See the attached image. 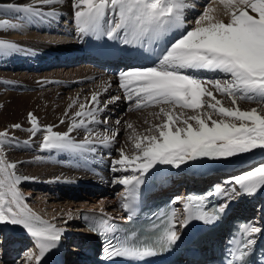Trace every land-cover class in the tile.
Wrapping results in <instances>:
<instances>
[{
    "label": "snow or ice",
    "instance_id": "obj_1",
    "mask_svg": "<svg viewBox=\"0 0 264 264\" xmlns=\"http://www.w3.org/2000/svg\"><path fill=\"white\" fill-rule=\"evenodd\" d=\"M213 2L215 0H209V3ZM58 3L60 0H34L36 6L0 3V11L24 13L40 20L55 19L54 10L43 9ZM220 3L224 5V14L229 17L227 22L218 19L212 14L215 10L206 5L195 18V27L171 42L155 65L119 73L121 88L129 99L133 94L137 97L138 106L145 102L148 106H172L170 111L160 108L165 120L155 126L157 134L138 138L134 143L135 153L131 156L120 149V158L113 162V172L129 173L114 181L126 189V194H121V207L129 212V221L136 213L140 186L145 184L150 170L157 165L179 169L201 159L216 161L254 151L264 152V0H220ZM72 7L74 24L82 36L106 37L127 46L144 47L146 43L155 44L173 30L184 27L187 22L185 12L194 5L188 0H74ZM18 27L8 20H0V32ZM22 52L27 54L31 49L0 39V53ZM205 72L221 76L201 75ZM217 93L229 98L233 106H224ZM238 100L257 103L260 108L241 110ZM91 103L96 105L95 110L85 113L84 105H81L76 116H87L89 124L100 123L96 120L99 111L96 95L92 96ZM177 108L182 111L177 113ZM185 110L193 114L188 115ZM29 119L33 124L30 132H46L42 150L77 154L96 152L87 137L83 143L71 137L74 129L85 126L83 118L63 133L54 132L52 126L41 129L31 113ZM13 128L21 129L22 126L15 124ZM117 134L113 133V136ZM14 143L15 137H10L7 131L0 132V225H19L26 229L34 237L39 255L34 257L32 250H28L25 256L29 261L35 258L36 264H40L46 253L58 247L64 230L41 220L28 207L19 186L29 178L18 175L17 164L8 162L3 154L7 146ZM107 143L109 141H101L102 145ZM230 181L245 194H256L264 189V162L232 176ZM215 191L219 189L207 195L211 197ZM205 207L189 197L185 204L188 216L181 227L191 220L214 225L226 214L228 203L225 201L212 212L206 211ZM168 215V223L150 238L138 239V232L133 231L117 243L109 240L104 248L106 258H124L141 264L146 258L171 250L180 236L175 209ZM110 220L102 219L91 230L100 235H115L120 229ZM37 224L41 226L37 227ZM159 228V224L154 225L151 231L156 232ZM241 229V237L233 242L235 246L230 250L229 264H251L249 257L254 247L258 240L264 239V225L248 223L241 225Z\"/></svg>",
    "mask_w": 264,
    "mask_h": 264
},
{
    "label": "rangeland",
    "instance_id": "obj_2",
    "mask_svg": "<svg viewBox=\"0 0 264 264\" xmlns=\"http://www.w3.org/2000/svg\"><path fill=\"white\" fill-rule=\"evenodd\" d=\"M188 2L192 5H194L193 8H189L185 12L186 16V24L183 29L186 31L187 29L194 28V20L195 18L202 13L205 10V6H209L210 8L214 9V14L218 19L224 20L225 22L228 21V16L225 15V9L224 5L220 3V0H215L213 3H209V0H188ZM109 19H112V17H109ZM13 24H17L19 27L15 30V34L17 37L13 39L17 42H31L35 41L41 44L45 45H54L59 46L61 48L66 49H83L82 46H84L85 43V36L83 37L77 30L74 21L62 19L59 22H53L48 25L44 26H38V25H32L30 23H23L21 21H18L16 19H10L8 20ZM27 24V25H26ZM54 24V25H53ZM84 41H83V40ZM84 42V43H83ZM64 59V58H63ZM62 65V64H61ZM80 65H83L81 63H77V65L73 66L70 65H57L60 66L54 68L53 70H66L68 71L70 68L73 67H79ZM86 65V64H85ZM90 66V65H86ZM1 69V68H0ZM0 70V73L5 74H23L28 73V71H12L9 69H2ZM46 71H38V72H30L33 75H42L45 74ZM107 75V74H105ZM207 77V76H206ZM220 75H212L210 78H219ZM99 80V79H97ZM4 83H1V88L3 91H1L0 98L1 100H6L7 97H9V94L15 93L19 97L21 95H28V100L24 103V107L19 114L14 111L11 113L10 111H6V106L2 108L0 105V112L3 114L4 122H0V132H8V135L10 137L16 138V143L13 145L20 146L23 145L26 147L27 145L30 146V144L36 143L38 144L37 148L34 150V148L30 149H22V150H16L15 152H12L8 157H6L8 162L16 163L18 156H24L26 157V160H30L29 158H48L49 159V165H41L38 166L34 164L33 162H28L27 164H19L22 169L19 171L16 169V172L18 175L21 176H29L31 178H35L36 180L29 179L22 181L21 185L19 186L26 197L27 205L31 209V211L39 216L41 220L45 222H51L56 224L59 227H63L65 229H81L82 224L81 221H79V215L78 212L80 208H77V204H86L88 207L86 210L91 209L94 206H97L96 202L99 200V198H108V199H116L118 194H120L124 188L123 185L114 182L118 178L122 176H116L113 178V181L111 183V187H113V192L111 193H103V195H97V194H86L84 191V196L76 195L73 192L64 191L60 189L63 188V185L61 182H72L74 180L73 176L74 174H69L66 172H62L59 168V165L56 164V160L53 159V157L56 155L55 152L50 153L48 150H43V153L41 149V143L43 140V135L46 134V132H37L33 134L29 131V129L33 128V124L29 119V113L33 114L37 118V123L41 129H46L48 126H52L54 132H67L69 131L70 127L73 123H78L80 119H85L86 124L84 127H77L71 132V137L78 143H83L85 141V138H92L94 141L101 142L102 140L109 141V144L112 142H115V139L117 140L116 148L123 149L124 152L127 153V155L131 156L135 153L134 149V143L137 141L138 138H141L146 135H154L157 134L155 132V126L162 124L165 120V117L160 113V108L163 107L165 111L172 110L171 105H159V106H150L147 108L148 104L145 102L143 105L138 106L136 103L137 97L133 94L132 98L128 101L127 105L129 106L128 110L131 109L130 113L131 116L128 118V121L124 122L122 125V131L116 132L113 127L110 125V121L112 118L111 114L102 115L97 112L96 114V120L100 121V123H87V116L85 117H77L76 113L81 111V105H84L83 111L85 113H88L89 111L95 110L96 105H93L91 103L92 96L96 95L98 97L99 102V110L102 107V103L99 101L98 92L95 90H98L97 87L95 89L93 87L88 88L84 94H80L81 91H78L79 89H82L84 87V83H72L70 86L65 87L61 91H55L51 88H55L57 86L63 85V84H51V82H37V87H26V85H23L24 83L20 82L21 84H10L8 85V80L3 79ZM12 81V80H10ZM120 81V79H119ZM117 82L120 86V82ZM13 82V81H12ZM93 86L95 85L96 80H90L88 81ZM44 83V84H43ZM50 85H48V84ZM87 83V82H86ZM87 83V84H89ZM39 84H42L39 86ZM16 87H15V86ZM210 87V86H209ZM17 96V97H18ZM113 96V95H112ZM109 96L108 98L112 97ZM3 97V98H2ZM107 98V99H108ZM217 98L221 99L223 101L224 106L226 107H232L231 101L226 96H221L217 93ZM207 99V98H205ZM15 100V99H14ZM106 100V99H105ZM238 105L241 108V110H251L252 108H260V105L254 102H249L246 100H238ZM147 104V105H146ZM133 107V108H132ZM21 108V107H20ZM10 109H17L11 105ZM158 110L157 112H153L152 110ZM127 110V109H125ZM124 112L122 113H126ZM177 113L182 111L181 109L177 108L175 109ZM188 115H191L190 111H187ZM128 114V113H127ZM214 119H219L218 116H213ZM130 119V120H129ZM63 121V123H61ZM194 123V122H193ZM20 124L22 126L21 129H14L13 125ZM128 125H131V127H128ZM63 129V130H62ZM149 129H152V131H149ZM108 130V131H107ZM113 133H118L117 135L113 136ZM105 136V137H104ZM97 137V138H94ZM100 140V141H99ZM25 141L28 143L25 144ZM108 145V143L106 144ZM9 148V147H8ZM7 149V148H6ZM50 153V154H49ZM5 154V152L3 153ZM81 154V153H80ZM112 152L108 153L107 155L110 157L112 156ZM117 153V155H119ZM77 156H81L76 153ZM116 155V154H115ZM116 155V156H117ZM82 157V156H81ZM245 157H243L244 159ZM53 161V162H52ZM51 162V163H50ZM264 162V155L260 156L258 158H254L250 161L249 165L247 167H243V170L253 168L254 166L261 164ZM251 164V165H250ZM42 168L45 172H49L50 170L57 169L58 172L50 175L48 173H38V168ZM45 167V168H44ZM27 168V169H26ZM105 171L108 170V168H104ZM242 170V169H239ZM32 173H31V172ZM38 175H32L37 174ZM81 173V172H79ZM25 174V175H24ZM129 174V173H127ZM126 175V174H124ZM183 176V174L181 175ZM219 175L216 176L218 178ZM216 178L215 181L216 182ZM59 179V180H58ZM50 181V182H49ZM174 181H177V187L182 189V178H176ZM40 182V183H39ZM46 182V183H44ZM56 183V184H55ZM115 183V185H114ZM47 184H51L53 186V189H50ZM119 184V185H118ZM117 185V187H115ZM55 186V187H54ZM61 186V187H59ZM115 187V188H114ZM176 187V188H177ZM177 188V189H178ZM66 189V188H65ZM176 189V190H177ZM97 195V196H96ZM121 197V196H120ZM119 209L121 208V202L122 197L119 198ZM96 209V208H95ZM93 210V209H91ZM67 213H65V212ZM84 211V210H82ZM81 211V212H82ZM70 222V223H68ZM80 223V224H79ZM69 226V227H67ZM7 231L13 230L15 233L22 235L26 231L21 229L20 226H16L19 228H16L14 225H9ZM15 227V228H13ZM6 228V225H0V236L4 229ZM10 236H12V233H9ZM23 236V235H22ZM20 239V243L22 247L16 251V257L11 260L8 263L10 264H34L35 258H33L31 261L27 260L25 253L28 250H32L34 257L37 256V248L35 247L32 240L29 238H16V241ZM72 243H69V246ZM72 246V245H71ZM24 250V251H23ZM74 250H68V260L69 256H72L74 254ZM2 262V261H1ZM0 262V263H1Z\"/></svg>",
    "mask_w": 264,
    "mask_h": 264
},
{
    "label": "bare ground",
    "instance_id": "obj_3",
    "mask_svg": "<svg viewBox=\"0 0 264 264\" xmlns=\"http://www.w3.org/2000/svg\"><path fill=\"white\" fill-rule=\"evenodd\" d=\"M0 3H19L22 5L23 4H33V6H36L34 4V0H0ZM73 3H74V0H60V3L54 5L53 7H45L43 9L44 11L54 10L56 12V18L55 19L46 18L44 20H40L39 18L30 17L24 13H17V12H12V11H0V20L16 19V20L21 21L23 23H30L32 25H38V26H44V25L46 26V25L51 24L53 22L54 23L59 22L62 19L74 21V19H73L74 9L72 7ZM183 32H184V30L181 28L175 29V30H173V32L171 34L166 36V38L172 42L175 39H177L181 34H183ZM174 36H175V38H174ZM16 37H17V35L15 34V30H6L4 32H0V39H7V40H10L11 42L18 43L25 49H31V52H29L27 54L22 52V53H18V54H7V55L0 53V68H1L0 70L3 71L2 69H9L12 71H23V72L28 71V73H23V74L21 73V74H16V75L0 73V94H1V91H3L1 88L2 87L1 83L2 84L4 83L2 81L3 79L8 80L7 81L8 85H10V84H16L17 85V84H21L20 82H22V83H24L23 85H26V87L27 86L28 87L29 86L30 87H37L38 86V85H36L37 82H45V81L51 82V84L55 83L54 85H57L58 83L63 84V85L57 86L55 88H51L52 90H55V91H61L65 87L70 86L71 82L73 84L81 82V83H84V85H83L84 87H82V89L78 90V91H81L80 94H84L85 91L90 87H93L94 89H95V87H97L98 90H95V91L98 92L99 101L103 102V100H104V102L102 103V107L98 111V113H100L101 116L111 114L112 118L110 121V125L113 127V129L116 132L120 133L122 131V125L124 124L125 121L126 122L128 121V118H130L132 113H130L131 109L128 110L129 106L127 105L128 101L130 99L127 97V94L125 93L124 89L121 88V86H119V84H117V82L119 81L118 77L105 75L104 71H102V69H101L102 63H98V62L92 60V58H90L89 56H85V53L82 52L81 48L80 49H66V48H61L59 46L41 44V43H38L35 41L17 42V41L13 40ZM90 38H91V36H85V43H87V41ZM122 45H123V50L125 52V55H127L128 50L131 51L133 48L131 46H127L124 44H122ZM138 49H140V48H138ZM77 63H81L83 65H80L79 67H73V66L77 65ZM61 64L62 65L72 64L73 66L68 71L63 70V69L56 70V71L53 70L56 67L60 68V66H62ZM85 64L90 65V66H86ZM57 65H60V66H57ZM118 66L121 69L120 72L131 69V68L139 67V66H132V63L130 64V61L128 59H122L121 62L118 64ZM139 68H144V67H139ZM46 70H47V72L45 74H42V75L36 76V75H33L32 73L30 74V72L35 73L38 71H46ZM201 75H204L207 77H210L212 75H218V76L220 75L221 76V74H219V73H208V72L201 73ZM97 79H99V80H97ZM10 80H12L13 82ZM90 80H94V81L96 80L94 86L88 82ZM86 82L89 84H87ZM41 85L42 84H39V86H41ZM48 85H50V84H48ZM17 96H18L17 94L11 93V94H9V97H7L6 100H4V99L1 100V98H0V105L2 106V108L6 106V108H5L6 111L11 110V113H13L14 111H16L18 114H19V112L21 113V111L24 107V103L28 100V95L24 94V95H21L20 97L19 96L17 97ZM109 96H112V97L108 98ZM116 97H119V99H116ZM11 105L17 109L16 110L10 109ZM149 107L150 106H147V108H149ZM125 109H127L128 111ZM124 110H125V112L126 111L127 112L122 113V112H124ZM152 111L157 112L158 110L153 109ZM3 120H5L4 116L0 112V122H4ZM117 121H119V123H117ZM94 138H97V137H94ZM88 139L93 142V146L96 147V152L94 154L81 153L79 155L86 156V158H89V162L95 167L94 172L87 171V170L83 169L81 162H80L82 158H80L81 156H77L76 153H73L70 151H63V152L50 151V153L55 152L56 155L53 157V159H55L56 164L59 165L61 173L66 172L69 174L70 173L74 174V176H73L74 180L72 182H63L62 181L61 184H58V185L64 186L63 188L61 186H59V187H61L60 189L62 190V192H64L65 190L69 191V189H70V192H73L76 195L81 194V196H84L83 191L87 195L88 194H97L99 196L103 195V193H106V192L111 193L114 191L113 187H111V183L113 181V178L116 176H122L124 174H127L124 172H113L112 171L113 162L116 159L120 158V154L117 155V153H119L120 151H119V149L116 148V143H117L118 139H115L114 140L115 142H112L111 144L108 143V145H102L101 142L94 141V139H92V138H88ZM37 146H38V144H36V143L30 144V146L27 145L26 147H24L23 145L7 146V149H6L4 155H5V157H8V155H10L12 152H15L16 150H22V149L27 150L30 148H32V149L34 148V150H35L37 148ZM44 151L42 150L43 153H48V152H44ZM111 152L113 154H112V156L109 157L107 154L111 153ZM124 153L127 155L126 152H124ZM263 155H264V152L254 151L253 153L238 155L237 157L230 158L229 160L238 161L243 157H245V158L250 157L253 159V158H258V157L263 156ZM18 157L19 158L17 159L16 164H17V169L19 171L22 169V167L19 164L23 165V164H27L28 162H33L34 164L41 166V165H45V164L49 163L48 158H42V157L41 158H29L30 160H26L25 159L26 157H24V156H18ZM258 165H256V166H258ZM188 166H189V163L186 165H182L179 169H177V168L172 167V166L157 165L154 169H152L150 171L156 173V175L162 176L163 181H165L167 179L169 184L174 182L175 185H173L172 187H170L167 190L169 193H173L176 191V189H177L176 185L178 184V182L174 181L175 178L182 177L181 176L182 174H183V176H185V174L187 173V170H188ZM41 167L38 168L39 169L38 173H48V174L52 175V174L58 172V170H57L58 168L50 170L49 172H45V171H42L44 169H42ZM103 168H108V170L105 171V170H103ZM241 169L242 170H237L236 172H234V171L226 172L225 174L233 173L231 175H228L229 177H232L234 175H238L241 172L248 170V169L243 170L244 168H241ZM79 172H81V173H79ZM38 173L32 174V175L35 176V175H38ZM22 177H28L29 179L34 180V181L36 180L35 178H31L29 176H22ZM225 178H227V176H225ZM30 181H28V182H30ZM44 183H46V182H44ZM117 183L118 182H116V184ZM181 183L183 184L184 181H182ZM114 185H115V183H114ZM47 186L50 189H53V186L51 184H47ZM93 187H96L97 189L94 190ZM115 187H117V185ZM122 193L126 194L125 187L123 188L122 192L120 194H118L116 199H108V198H101L100 199L99 198V200L96 202L97 206H94V204H93L92 205L93 207H91V209L96 208V209L103 210L109 214L121 215L122 209L121 208L119 209L118 205L120 202L119 198L122 197V195H121ZM247 201L248 200H245V202H247ZM76 206H77V208H80V210L77 211L78 215L81 214L82 210H86L88 208L86 206V204H79V205L77 204ZM65 213H67V212H65ZM68 223H70V222H68ZM14 226L16 227L17 225H14ZM15 227H13V228H15ZM20 227H21V229L26 231V235H24V236H26V237L30 236L29 238H31L33 240V243L35 245L34 237L26 229H24L22 226H20ZM8 228H11V227H9V225H6V228L2 232V236H0V243L1 242L4 243V245H3L4 249L2 252H4L7 249H10V246H8V244L10 242L12 244H13V242L14 243L16 242V240L13 239V241H10V242L5 244V241H7L8 238L4 239V236H6L8 234L7 233ZM16 228H19V227H16ZM11 230H9V231H11ZM80 231H83L82 227H81ZM24 236L21 235L22 238ZM75 241L78 245H82L84 240L82 238H78V239H75ZM18 242H20V239H18ZM74 251H78V250L74 249ZM8 261H9V259L6 258L5 263L1 262L0 264H10V263H8Z\"/></svg>",
    "mask_w": 264,
    "mask_h": 264
}]
</instances>
